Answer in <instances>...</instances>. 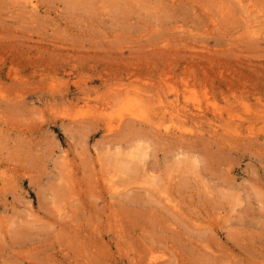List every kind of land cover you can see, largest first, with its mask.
<instances>
[{
	"label": "rangeland",
	"instance_id": "obj_1",
	"mask_svg": "<svg viewBox=\"0 0 264 264\" xmlns=\"http://www.w3.org/2000/svg\"><path fill=\"white\" fill-rule=\"evenodd\" d=\"M0 0V264H264V0Z\"/></svg>",
	"mask_w": 264,
	"mask_h": 264
},
{
	"label": "bare ground",
	"instance_id": "obj_2",
	"mask_svg": "<svg viewBox=\"0 0 264 264\" xmlns=\"http://www.w3.org/2000/svg\"><path fill=\"white\" fill-rule=\"evenodd\" d=\"M30 5H34L32 0L27 1Z\"/></svg>",
	"mask_w": 264,
	"mask_h": 264
}]
</instances>
